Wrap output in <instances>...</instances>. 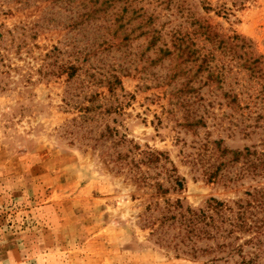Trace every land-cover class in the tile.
<instances>
[{"label": "rangeland", "instance_id": "1", "mask_svg": "<svg viewBox=\"0 0 264 264\" xmlns=\"http://www.w3.org/2000/svg\"><path fill=\"white\" fill-rule=\"evenodd\" d=\"M76 1L0 0V264H205V256L174 255L154 243L144 227L150 190L130 179L134 162L105 153H124L132 145L163 152L184 178L183 188L168 195L191 207L209 197L248 199L245 192L264 186V177L227 179L241 161L208 178L229 158L219 148L252 143L229 119L232 109L222 98L227 85H201L196 78L191 90L182 76L162 82L168 59L149 65L140 55L148 34L136 36L139 19L112 33L107 16L114 9L108 7L106 14L74 25L69 16ZM130 1L154 17L143 28L160 29L167 40L172 29L193 33L202 23L221 37L248 39L264 57V0ZM195 33L201 45L203 35ZM108 39L110 47L102 42ZM92 42L100 46L91 49ZM146 54L153 57V49ZM68 63L76 69L70 78ZM90 73L99 79L117 75L121 86L109 92L106 81L98 80L85 87ZM81 91L99 93L93 100L99 105L89 112L99 131L105 125L116 129L95 147L62 132L79 115L62 98L69 92L79 99ZM120 137L126 141L115 143ZM242 249L252 251L251 245ZM257 253L255 264H264V241Z\"/></svg>", "mask_w": 264, "mask_h": 264}, {"label": "trees", "instance_id": "2", "mask_svg": "<svg viewBox=\"0 0 264 264\" xmlns=\"http://www.w3.org/2000/svg\"><path fill=\"white\" fill-rule=\"evenodd\" d=\"M66 1L69 4L73 2ZM76 2V9H72L73 13L69 16L74 25L88 22L100 13L106 14L108 7L114 9L110 11L112 17L107 16V27L113 24L112 33H116L118 28L125 31L126 25L131 24L134 19H139L136 23L139 28L136 36L148 34L140 55H145L149 65L160 64L164 59H168L166 72L160 75L162 82L182 76L191 90L196 89L190 85L196 78L199 83L202 82L201 85L215 83V86L220 88L227 85V89L222 91V98L232 109L233 114L229 115V119H235L236 122L232 124L240 137L252 143L244 145L242 149L219 148V153L222 156L228 155L229 158L209 171L208 178L211 181L217 179L218 169L239 161L241 163L238 169L227 179L233 181L240 177L257 175L264 177V57L255 53L248 39L236 33L221 37L210 25L199 23L196 33L172 29L167 40L162 37L160 29L143 28L149 26L154 17L152 13L140 11L141 7L134 8L130 0ZM80 7L86 9L82 11ZM133 30L134 27H131L124 37L128 38ZM194 33L203 35L201 45L194 41ZM102 42H107L106 47L111 46L109 39ZM98 46L100 44L95 46L92 42L90 48ZM148 49H153V57L146 54ZM68 65L66 74L70 78L76 69L72 64ZM103 78L99 79L94 73H90L87 77L88 84H83L90 87L98 80L106 81L109 92L115 84L121 86L117 75L110 74ZM233 85H236L235 89ZM78 94L79 99L69 92L62 98L66 104L74 103L79 112L78 117L74 116L64 124L62 132L72 140H79L78 143L85 142V145L95 147L110 137L106 135V131H113L115 134L116 129L105 125V130L99 131L98 120L94 119V114L89 113L99 105L93 101L99 93L81 91ZM92 121L94 123H90ZM102 138L103 140L99 141ZM125 141V137H120L115 143ZM219 141L214 143L219 146ZM132 148L139 150L137 154ZM105 154L112 156V159L135 163L136 169L132 171L130 179L137 187L150 190L145 203V211L148 212L146 220L149 223L144 227L149 228V235L154 238L155 244L171 249L174 255H190L193 258L205 256V264H218L220 261L226 264H255L257 252L264 241V186H254L251 191L245 192L248 196L245 200L209 197L202 205L191 207L184 204L182 198L168 195L183 188L184 178L177 173L176 166L163 152L149 147L140 149L132 145L124 153L116 151L114 154V151H111ZM168 161L171 163L170 167L165 166ZM143 165L145 167L142 168ZM243 245H251L252 251L243 252Z\"/></svg>", "mask_w": 264, "mask_h": 264}]
</instances>
